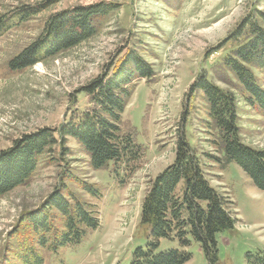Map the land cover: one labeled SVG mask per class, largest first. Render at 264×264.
Segmentation results:
<instances>
[{
  "label": "rangeland",
  "instance_id": "1",
  "mask_svg": "<svg viewBox=\"0 0 264 264\" xmlns=\"http://www.w3.org/2000/svg\"><path fill=\"white\" fill-rule=\"evenodd\" d=\"M97 3L115 7L95 20L94 36L27 69L10 68L14 57L46 34L52 15ZM20 8L34 10L0 34V154L13 149L17 140L58 128L75 112L86 110L91 100L82 89L131 49L155 76L135 79L123 113V128L145 149L134 173L129 177L115 172L111 163L95 170L73 137L62 142L66 155L60 154V144L45 151L29 182L0 197V264H23L19 254L30 233L26 218L60 192L72 202L97 204L101 225L82 244L57 254L36 245L45 264H130L133 251L146 243L139 227L143 198L151 182L175 161L182 129L202 157L209 183L237 219L232 232L217 235V261L211 262L201 244L191 239L188 264H246L249 254L264 252V191L236 162L217 160L223 154L215 143L207 103L201 91L189 94L206 71L214 83L237 96L242 143L264 150V111L247 101L233 72L218 66L238 44L230 36L248 16L264 11V0H0V17ZM253 70L264 88V68ZM88 184L101 189L99 199L86 189ZM56 224L63 226L61 218Z\"/></svg>",
  "mask_w": 264,
  "mask_h": 264
},
{
  "label": "trees",
  "instance_id": "2",
  "mask_svg": "<svg viewBox=\"0 0 264 264\" xmlns=\"http://www.w3.org/2000/svg\"><path fill=\"white\" fill-rule=\"evenodd\" d=\"M114 7L97 3L52 15L46 34L26 52L14 57L10 68L27 69L79 45L98 32L95 20L108 15ZM33 10L20 8L10 16L0 17V34L14 20L26 19ZM229 40H236L238 44L218 66L233 72L244 87L247 101L264 111V88L257 82L253 70L264 68V11L244 19ZM154 76L151 66L132 49L122 59L107 65L98 79L82 89L91 100L86 110L75 112L58 128H44L17 140L13 149L2 151L0 197L19 185H26L48 149L60 144V154L66 155L69 151L63 143L68 137L82 144L95 170L107 168L111 163L115 172L123 171L130 177L144 159L145 149L135 142L132 132L123 128V113L135 79L151 80ZM199 91L208 106L217 149L223 154L217 160L225 164L236 162L256 187L264 191V150L253 149L239 138L237 96L214 83L206 71L193 82L189 94ZM177 141L175 161L151 182L143 198L139 227L146 243L133 251L130 264H188L192 258L188 252L191 239L201 244L211 262L217 261V235L236 228L234 212L227 208L225 197L209 183L202 157L187 141L184 129ZM86 189L98 199L102 195L98 187L88 184ZM47 201L42 209L26 218L30 233L19 254L23 264H45L37 246L57 254L62 248L82 244L101 225L97 204L72 202L61 192ZM52 209L59 213V218L53 215ZM60 218L61 227L56 224ZM165 242L178 243L179 247L168 248ZM246 264H264V252L249 254Z\"/></svg>",
  "mask_w": 264,
  "mask_h": 264
}]
</instances>
